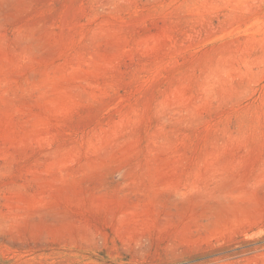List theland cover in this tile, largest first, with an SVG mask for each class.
I'll use <instances>...</instances> for the list:
<instances>
[{"label": "rangeland", "instance_id": "obj_1", "mask_svg": "<svg viewBox=\"0 0 264 264\" xmlns=\"http://www.w3.org/2000/svg\"><path fill=\"white\" fill-rule=\"evenodd\" d=\"M0 264H264V0H0Z\"/></svg>", "mask_w": 264, "mask_h": 264}]
</instances>
